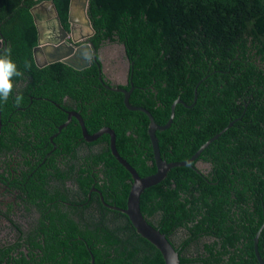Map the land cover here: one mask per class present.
Segmentation results:
<instances>
[{
  "label": "trees",
  "instance_id": "obj_1",
  "mask_svg": "<svg viewBox=\"0 0 264 264\" xmlns=\"http://www.w3.org/2000/svg\"><path fill=\"white\" fill-rule=\"evenodd\" d=\"M39 1L0 0V56L10 49L22 73L7 102L0 101V156L19 150L21 183L28 173L29 181L53 178L50 169L56 179L74 180L75 171L60 173L56 161L65 165L81 146L82 193L69 196L59 185L38 203L27 194L40 209L38 232L24 241L26 253L19 245L0 248V264H164L111 208L125 207L131 179L110 154L107 135L86 142L73 118L56 127L65 120L62 109L71 108L63 98L70 99L87 133L112 129L118 154L145 176L155 171L147 162L148 119L127 109L121 92L103 86L97 57L79 70L59 61L35 64L29 10ZM51 1L66 29L69 0ZM86 15L95 49L104 42L123 46L130 105L147 110L157 125L167 122L175 99L187 105L175 103L169 125L155 131L163 160H186L219 133L189 166L171 167L141 192L143 218L170 240L179 264H257L252 242L264 220V0H87ZM257 250L264 262V225Z\"/></svg>",
  "mask_w": 264,
  "mask_h": 264
},
{
  "label": "water",
  "instance_id": "obj_2",
  "mask_svg": "<svg viewBox=\"0 0 264 264\" xmlns=\"http://www.w3.org/2000/svg\"><path fill=\"white\" fill-rule=\"evenodd\" d=\"M86 9L87 0H69L66 18L68 28L67 30H64L60 25L59 18L51 0H40L30 8L29 12L32 15L33 22L37 30L36 45L32 48V54L34 62L38 67L59 61L67 66L79 70L88 66L91 60H95V50L93 48L92 43L89 41H84L85 37L93 34V29L91 28V25L86 15ZM40 14L44 15V21L42 24L37 19V16ZM50 17L51 21L53 22L52 24L56 25L58 32H55L52 28L48 27L47 24ZM40 24L43 28L42 31H39ZM77 41L81 43L75 45ZM105 88L121 92L122 102L127 109L138 110L146 115L148 119L146 134L148 136L152 156L150 164L153 163L155 168V171L152 174L139 176L135 169L130 166V164L118 154L115 148V135L112 129L104 126L99 128L92 134H88L83 125L81 117L78 114H73L80 126L81 136L84 141H94L103 134L107 135V145L110 154L112 155L114 160L119 165H121L130 176L131 182L125 199V207L117 208L115 206H111V208L119 210L127 217L135 232L139 236L147 240L158 250L163 259L164 264H179L178 253L175 251L170 240L165 237L163 233L159 232L152 225L147 223V221L143 218L139 210V196L145 188L155 185L156 183L161 181L164 178L166 172L171 167L189 166L190 163L198 156L199 152L203 149V147L212 138H216L219 133H217L214 137L210 138L205 143H203L188 159L183 161L166 162L160 157L159 149L157 146V140L155 137V131L163 130L169 125V122L173 116L172 112L174 104L177 102L182 103V101L178 98L175 99V101L171 104V111L167 122L163 125H157L153 121V118L147 110L140 106L129 105L128 96L130 90L118 87L109 88L108 86H105ZM195 98L196 93L195 90H193L192 103L195 101ZM182 104L187 107V105H185L184 103ZM229 125H231V123L227 124V126ZM63 126L64 125H61L60 127H58V129ZM222 130H224V128ZM99 198L102 201L101 196ZM263 225L264 220L262 221V224L260 225L258 231L253 236L252 242L253 254L255 256L257 264H264L257 250V236L259 234V230L262 228ZM90 264H93L92 260H90Z\"/></svg>",
  "mask_w": 264,
  "mask_h": 264
},
{
  "label": "flooded vegetation",
  "instance_id": "obj_3",
  "mask_svg": "<svg viewBox=\"0 0 264 264\" xmlns=\"http://www.w3.org/2000/svg\"><path fill=\"white\" fill-rule=\"evenodd\" d=\"M38 21L41 22V24L44 21V15L40 14L37 16ZM51 17L48 20V27L52 28L53 31H57L56 25L52 24ZM41 24L39 26V31H42L43 28L41 27ZM61 25V24H60ZM63 28V26L61 25ZM68 28V26H67ZM67 28H63L64 30H67ZM84 29V28H83ZM82 32V31H81ZM83 33V32H82ZM92 35V34H91ZM90 36L85 37L84 41L91 42ZM82 41V42H84ZM81 42L77 41L75 45L80 44ZM93 45V44H92ZM111 47L112 48V56L110 57V60L106 59V62L103 63L102 61V53L105 52V47ZM94 48V47H93ZM95 57H97V61L99 62L98 68L99 73L102 75V78L107 82L106 84H103V86H108L109 88H123L128 83L129 80V62L124 54V50L121 44L116 43H109L104 42L103 44H100L97 49H95ZM107 57V56H105ZM93 61V60H91ZM90 61V62H91ZM89 62V63H90ZM112 69V72L110 70ZM113 76H109V73ZM119 79H122L123 81H118ZM125 89V88H123ZM131 91V87L128 89ZM113 91V90H112ZM130 93V92H129ZM63 102L67 105L69 104L71 108L66 106V109H62L65 112V120L57 125L56 127H60L61 125H66L72 118L76 121L73 114H78V110L75 109L74 105L71 102L70 99L63 98ZM65 104V105H66ZM130 105V104H129ZM134 106V105H132ZM80 116V115H79ZM82 119V118H81ZM83 121V120H82ZM76 124L79 126L78 122L76 121ZM80 130V126H79ZM81 135V131H80ZM82 137V136H81ZM93 148H97V146H93ZM54 147L51 149L53 151ZM18 149H13L7 156H0V248L4 247H10V245L15 246L19 245L20 249L26 253V249L24 248V244L30 234L38 232V230H35L37 226V221H35L37 218H39V211L38 206L32 202V200H28L27 194L30 192L34 193L36 195V200H34L36 203L40 202L42 197L41 195L43 193H47V191H51L54 189L55 186H61V188H66L69 196H77L80 197V193H82L79 181H76L77 178V172L80 168L81 160V146L78 147V155H75L71 157L70 155H67L62 163L61 159H58L56 161V166L59 167L60 173H65V171H71L69 174H72V170L75 171L74 180L73 176L69 179H56V170L50 169L51 174L54 175L53 178L45 179V181H29L30 174L28 173L27 181H24V183H21L19 181V177L21 176L20 169L22 167L15 166L17 158ZM50 152V151H49ZM150 161H147L148 164H150ZM48 164V163H47ZM196 167L199 168H205L207 167L206 163H203L201 161H197L195 163ZM94 172H97V169H100V165L93 166ZM48 171V169H47ZM46 171V173H47ZM100 176H102L100 174ZM44 180V179H43ZM61 180V181H59ZM23 182V181H22ZM101 185V182L103 181H94L93 183H96ZM24 185L26 188L24 189L22 187ZM89 191H95L98 198L102 194L96 187H94L93 184H91V187L89 188ZM88 195V194H87ZM59 205V204H58ZM39 208H43L42 206H39ZM16 250L14 251L15 255ZM11 255L12 253L9 252Z\"/></svg>",
  "mask_w": 264,
  "mask_h": 264
},
{
  "label": "clouds",
  "instance_id": "obj_4",
  "mask_svg": "<svg viewBox=\"0 0 264 264\" xmlns=\"http://www.w3.org/2000/svg\"><path fill=\"white\" fill-rule=\"evenodd\" d=\"M10 51V49H5V55L0 56V101L5 103L13 91V78L22 75L10 58ZM28 66V64H25L26 68ZM21 100L22 96L17 95L14 103L19 105Z\"/></svg>",
  "mask_w": 264,
  "mask_h": 264
},
{
  "label": "rangeland",
  "instance_id": "obj_5",
  "mask_svg": "<svg viewBox=\"0 0 264 264\" xmlns=\"http://www.w3.org/2000/svg\"><path fill=\"white\" fill-rule=\"evenodd\" d=\"M104 51H106V52H105V55H104V53H102V55H101L103 63L106 62V59L110 60V57H111L112 54H113V52H112V48H111V47H107V46H106V47L104 48ZM105 56H107V57H105ZM110 72H112V69L110 70ZM110 72L108 73L109 76H113L114 73H112V75H111ZM118 81H121V82H122L123 80H122V79H119Z\"/></svg>",
  "mask_w": 264,
  "mask_h": 264
}]
</instances>
